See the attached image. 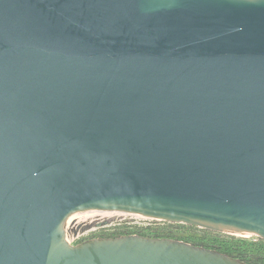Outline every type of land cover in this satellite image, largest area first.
Returning <instances> with one entry per match:
<instances>
[{"label":"water","instance_id":"95a60500","mask_svg":"<svg viewBox=\"0 0 264 264\" xmlns=\"http://www.w3.org/2000/svg\"><path fill=\"white\" fill-rule=\"evenodd\" d=\"M88 211L264 240V0H0V264H249Z\"/></svg>","mask_w":264,"mask_h":264},{"label":"trees","instance_id":"16d2710c","mask_svg":"<svg viewBox=\"0 0 264 264\" xmlns=\"http://www.w3.org/2000/svg\"><path fill=\"white\" fill-rule=\"evenodd\" d=\"M152 224L132 226L122 223L112 228L113 230L109 234H99L97 237L137 234L148 237L178 239L196 246L217 250L249 264H264V240L261 238L218 233L185 224L164 223L156 220H153ZM187 229L190 231L184 233L187 232ZM197 230L200 231L199 234L193 232Z\"/></svg>","mask_w":264,"mask_h":264},{"label":"rangeland","instance_id":"374dc122","mask_svg":"<svg viewBox=\"0 0 264 264\" xmlns=\"http://www.w3.org/2000/svg\"><path fill=\"white\" fill-rule=\"evenodd\" d=\"M152 221L138 215L121 212L88 211L72 215L67 223V232L78 243L84 239L97 237L99 234H109L112 228L122 223L147 226L153 225ZM189 231L187 229L184 233ZM193 232L200 233L198 230Z\"/></svg>","mask_w":264,"mask_h":264},{"label":"built area","instance_id":"2783aa9c","mask_svg":"<svg viewBox=\"0 0 264 264\" xmlns=\"http://www.w3.org/2000/svg\"><path fill=\"white\" fill-rule=\"evenodd\" d=\"M67 239H68V241L70 242V243H72V244H76L77 243V241H75L69 234H67ZM79 243V242H78Z\"/></svg>","mask_w":264,"mask_h":264},{"label":"bare ground","instance_id":"6f19581e","mask_svg":"<svg viewBox=\"0 0 264 264\" xmlns=\"http://www.w3.org/2000/svg\"><path fill=\"white\" fill-rule=\"evenodd\" d=\"M68 223V222H67Z\"/></svg>","mask_w":264,"mask_h":264}]
</instances>
